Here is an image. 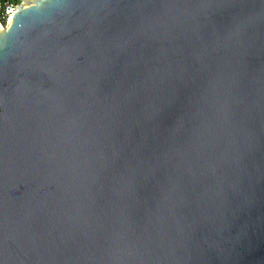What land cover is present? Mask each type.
<instances>
[{
    "label": "water",
    "instance_id": "1",
    "mask_svg": "<svg viewBox=\"0 0 264 264\" xmlns=\"http://www.w3.org/2000/svg\"><path fill=\"white\" fill-rule=\"evenodd\" d=\"M20 1L0 264H264V0Z\"/></svg>",
    "mask_w": 264,
    "mask_h": 264
},
{
    "label": "built area",
    "instance_id": "2",
    "mask_svg": "<svg viewBox=\"0 0 264 264\" xmlns=\"http://www.w3.org/2000/svg\"><path fill=\"white\" fill-rule=\"evenodd\" d=\"M22 2L20 0H0V29L6 28L11 21L13 13Z\"/></svg>",
    "mask_w": 264,
    "mask_h": 264
}]
</instances>
